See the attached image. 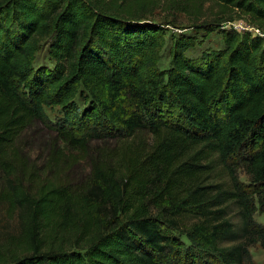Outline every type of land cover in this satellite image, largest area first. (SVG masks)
<instances>
[{"label": "trees", "instance_id": "trees-1", "mask_svg": "<svg viewBox=\"0 0 264 264\" xmlns=\"http://www.w3.org/2000/svg\"><path fill=\"white\" fill-rule=\"evenodd\" d=\"M161 1L189 16L217 1L222 12L238 10L264 30V0H0V168L16 191L13 172L25 164L18 139L34 122L55 127L75 148L141 130L153 137L144 158L128 159L137 188L130 214L107 220L83 248L36 246L0 264H245L250 246L264 247L255 218L264 210V36L227 29L224 48L196 57L186 54L194 41L178 37L170 68L161 69L164 28L145 16ZM45 36H52L55 66L35 68ZM54 105L64 110L57 123L46 112ZM235 157L250 179L246 188L231 173ZM218 168L231 175L230 186L210 181ZM102 174L87 189L89 202L114 203L119 191L104 188ZM157 175L169 201L164 210L174 209L164 219L148 211L143 190ZM51 195L21 204L33 212L30 234L38 213L49 222L68 209L70 197ZM176 216L197 219L185 231L189 246L170 231L179 228Z\"/></svg>", "mask_w": 264, "mask_h": 264}, {"label": "rangeland", "instance_id": "rangeland-1", "mask_svg": "<svg viewBox=\"0 0 264 264\" xmlns=\"http://www.w3.org/2000/svg\"><path fill=\"white\" fill-rule=\"evenodd\" d=\"M147 18L163 25V42L160 48L159 67L168 69L171 66V50L178 37L190 38L194 44L187 49L189 56H199L204 51L222 49L225 47L224 31L237 29L243 32V27L257 26L250 23L248 16L229 8L226 13L217 1L205 2L201 14L189 16L181 10L169 8V3L161 1ZM230 17H233L230 19ZM224 18L220 24L209 25ZM260 30L264 36V30ZM250 31V30H247ZM252 34L256 35L253 31ZM259 34V33H258ZM52 36L41 37L34 61V67L55 66V60L49 53ZM80 109L85 106L84 98L78 96ZM46 112L52 122L61 121L64 110L60 105L46 106ZM153 143L152 135L146 131H138L131 138H107L103 141H90L75 148L70 147L60 136L55 127H48L41 122L32 123L18 139L17 145L24 159V168L13 172V182L18 187L16 191L9 184L0 168V262L12 261L36 246L42 250L51 248H83L90 242V237L102 232L113 217L122 220L133 210L132 196L136 193L133 180L128 179L127 167L129 158L139 159L150 151ZM233 171L239 183L249 184L250 179L245 172L243 163L238 158H232ZM219 162H217L218 164ZM220 167V166H219ZM100 177L104 188L113 186L119 191L114 203L109 198L89 202L94 196L88 192L92 182ZM213 183L225 186L231 185V175L221 168L210 177ZM165 182L162 176H150L143 182V190L149 191L146 199L151 205L148 211L153 216L164 219L171 216L174 210L168 205L169 201L162 195ZM62 192L66 199L70 197L67 210L63 207L49 222L41 219L38 213L36 228L33 234L28 230L33 216L21 204L36 201L42 197L51 198V192ZM28 199V200H27ZM146 207V206H145ZM90 210V215H87ZM87 217H91L87 222ZM179 221L178 229H170L180 244L190 245L186 229L197 219L189 216H176ZM257 222L264 225V210L260 207L255 213ZM251 258L245 264H264V247L257 242L250 246ZM212 264H220L213 260Z\"/></svg>", "mask_w": 264, "mask_h": 264}, {"label": "built area", "instance_id": "built-area-1", "mask_svg": "<svg viewBox=\"0 0 264 264\" xmlns=\"http://www.w3.org/2000/svg\"><path fill=\"white\" fill-rule=\"evenodd\" d=\"M243 29H246V30H250V31H253L256 35L259 33V35H261L262 33H260V30L258 28H255L253 26H247V27H243Z\"/></svg>", "mask_w": 264, "mask_h": 264}]
</instances>
